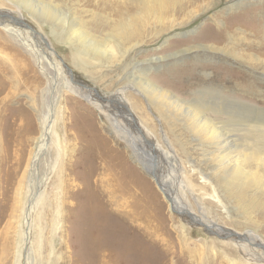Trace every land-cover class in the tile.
<instances>
[{"label": "bare ground", "instance_id": "1", "mask_svg": "<svg viewBox=\"0 0 264 264\" xmlns=\"http://www.w3.org/2000/svg\"><path fill=\"white\" fill-rule=\"evenodd\" d=\"M11 1L12 0H10V2ZM26 1L29 14L39 19L38 21L42 23V25L48 22L46 25L49 26L51 34L61 42L69 45L73 51L71 58L74 64L79 66L85 73L96 76L97 80H101L99 76L104 77L106 81L103 82V86L107 88H109L111 84L113 87L119 85L115 91L110 92L106 97L109 100H114L117 104L119 103L118 106L128 119V124L131 128L139 133L141 130L148 137L147 141L154 143V140H152L150 136L152 135L150 132L151 127H154L153 117L152 114L146 110V106H144L145 104L147 106L151 105L153 110L165 121V129L172 134L178 133L174 135L175 137L171 141L173 145L181 148L184 153H186L185 151L188 148L197 149L199 152L201 151V156L204 159H206L207 156V160L217 162L216 166H208L209 173L206 174L201 169H198L196 174L199 178V183L202 184L205 189H208L205 197L208 198L212 204L217 206L220 213L223 214L230 225L236 229H240L242 225L245 226L246 224L245 222L239 221L238 217L245 221L248 219L253 221L251 217L253 213L259 214V217L262 218L259 224L264 221V201L261 202L257 198L245 200L244 203H246L247 206L238 210V212H240L234 213L232 217V209L234 208L235 211L237 205L241 206L239 204V198L244 194L241 191L248 182L255 181V178H253L254 174L258 176L256 171H254V173L249 171V164L252 162H259L260 165L264 164V155L256 151V147L253 148L254 144L264 145V118L258 120L252 116L251 109L256 107L251 103L250 97L246 98L242 95V97L236 95L238 93L244 96L250 94L251 85L246 76L238 75V73H229L227 77L224 78L231 77V79H219L212 69L216 67L228 70L229 72L231 68L227 67L224 62L236 65L242 63L248 65L245 67L247 70L253 69L252 64L248 63L244 58L247 48H239V46L249 45L254 41L261 42V39L264 38V32L261 33V35H257L256 32L253 33L248 30V28L253 27L250 26L253 20L246 21V15H250L249 12L232 14L225 19L215 16L211 21V25L205 29L207 32L203 31L198 33L189 43H183L167 53H153L151 56L139 59L138 57L143 50L142 45H144V43L154 40L156 36L162 35L164 31L189 23L192 19L200 15L201 10L205 11L213 5L218 4V0H109L113 5L111 10L114 12H121L122 15L118 18L115 16V13H109L107 20L111 27L109 30L105 31L104 35H98L91 31L80 19L74 17L72 13L70 16L62 13L61 8L52 1ZM11 3L14 4V2ZM200 3H202V5L199 7L198 5ZM235 3H237L236 0H233L231 4H226L223 7L224 10H230ZM1 9L5 10L8 14L11 13L9 9L0 8V10ZM19 15L21 16V14ZM10 17L13 18L15 25L21 27L23 31L22 34L26 33V35H24L25 39H27L26 37H31L30 33L28 31L26 32L23 28V23L19 18H16L12 13ZM3 29L8 32L16 42L23 45V52L25 54H31V51L24 46L23 39L16 29H8V27H3ZM221 30H224L222 38H225L226 44L218 45L214 39L219 38V32L221 33ZM38 33L39 32L34 31V35L38 41L44 39ZM57 39H55V41H57ZM206 39H210L211 41H204ZM29 40L31 41V39ZM34 42L36 46H33V43L32 48L37 51V55L36 52L34 53L35 56L39 59L40 57L42 58V54L47 53L53 64L51 65L48 61L50 65L49 70L52 68L56 69L58 72V63H56L52 53L53 48L49 46L48 42L45 40L40 41L41 45L36 41ZM44 42H46V44H44ZM174 43L176 42L167 43L166 41L165 45L156 47V52L165 51L170 46H175ZM27 47L29 48L28 45ZM29 56L31 57V55ZM251 58L258 62L260 61L257 55H252ZM19 60L26 61L27 57L23 56L22 59ZM32 60L37 68L41 65L47 70L44 61L41 64L40 60ZM168 60H173V62L167 63L172 65V67L168 69L165 75H169L172 78L168 81L166 76L160 74L161 83L159 84L154 79L155 76L158 77L155 75L154 70L163 67ZM204 60L209 63H204ZM216 62H222L223 64ZM26 65H28V63ZM38 72L47 84V90H43V96L46 95L45 98H47L51 92V100L45 116L41 117L39 120L38 126L40 134L37 136V139L40 142H45L46 145L49 143V138L51 134L53 135V131H55L54 127L60 114H62L63 117V124H65L67 120L65 115L67 117L70 116L68 124L72 127L74 132H76L75 136H77V143L68 145L67 139L69 135L66 133L64 147L60 145L62 147V149L60 148V153L63 154V161L59 167H62V171L66 169L68 172L66 175L72 172L73 178H70L71 182L67 184H69L71 188L73 187V189H71V193L70 191L68 192L69 198L71 196V200L68 208H65V212L68 210V213L74 214V212H76V207H81V209H79V211L82 212L81 222L86 232H88L84 240L90 243V251H92L89 256L90 263L140 264L142 257L139 253H141L140 248H143L142 244H145L151 251L158 249L159 245L153 240L142 243L143 241L139 240L140 236H138L137 240L132 238L128 239L126 237L125 209L120 205L118 206V204H115V209V205H112L117 202L111 196L116 191L126 193L133 200L132 207L134 211L138 214L137 209H140L138 214L139 218L146 217V220L152 217L156 219V222L162 221L163 213L161 209L156 208L157 211H154L153 206H151L152 200L149 198L152 197L151 193L136 195L130 192V188L136 183L135 178L139 176L138 171L135 170L133 165L126 163L123 153L116 154L114 151L112 152L114 145H109L98 128L95 127V122L93 123L92 117L86 114L84 115L85 119H83L81 114H79L80 111H75V109L79 110L76 103H71L74 104L73 108L67 106L66 102L69 100L65 102L64 106H59L60 103L58 102L62 98V94H59L61 89L59 77L58 80L56 75L47 77L41 70H38ZM95 73H97L98 76L94 75ZM2 74L3 69L0 65V75ZM109 77H111V79ZM33 78L34 82H36L38 76L35 75ZM158 78L160 81V77ZM3 83H5L4 80H0V92L5 91L6 86L3 88ZM121 83L124 84L120 85ZM129 83L132 85H129ZM129 89L131 92L128 91ZM95 90L98 91L96 87ZM6 94H8V92L0 98V105L7 101L6 98L8 97ZM140 96H143V100H141ZM29 100L32 110L34 113H37L39 111V104H35V96L29 97ZM103 105L104 104L100 103V106H97L100 108L103 107ZM12 113L17 117L26 118L28 122L31 119L30 113L22 107H18L13 111L10 110L11 115H13ZM167 146H169L168 143ZM203 147H211L214 150L207 151V155ZM44 151L45 150L40 148L34 155L31 154L33 155L32 157L31 155L29 156L24 165L23 177L27 172L28 176H33L40 162L43 163L46 161L47 163L48 148L46 156L43 155L45 153ZM135 156L134 154L133 158H135ZM84 157L88 159H84ZM95 157H99L103 161L102 165L104 169L101 174L96 173L98 166H96L94 160H92L95 159ZM114 159H117L118 163H115ZM57 162L58 160L55 162V168L59 165L56 164ZM127 162L130 163L128 160ZM138 162L141 165V162ZM188 165L191 166V163H188ZM48 167L47 172H49V174L53 171L55 183L57 180L62 183L64 178L62 174H59V170L55 168L52 169V165ZM141 167L148 174L152 173L151 176L154 175V170L151 166L144 163ZM162 170L163 169H161V172ZM190 170H192L193 173L194 169ZM96 174L97 177L95 178ZM103 174L106 176H103ZM111 174L114 176L115 180L109 177ZM248 177H250L251 180H249ZM110 181H112L113 184L110 185ZM138 182L144 184V189H149L148 183L142 179V177H139ZM170 182H174V185L177 186L172 191L170 209L173 208L183 215L188 216L191 223L203 224L206 228L215 230L219 234H224L236 242L235 245L242 251L241 253L251 257L258 263L262 262L264 264V242L260 239L261 237L255 236V232L248 227L244 228V230L240 229L241 231L239 232V230L232 231L230 230L231 228L228 229L226 227L217 226L216 223L208 220L206 216H204V212L202 213L200 210V215L193 213L189 210L186 203L180 199L181 197L177 192L178 187L184 186L183 179L179 176H174L170 178ZM45 183L46 179L44 178L43 185L41 186V195H44L45 192L48 191V186L46 187ZM158 183L160 184V189L168 193V190H166L167 188L161 182ZM26 184L27 188L31 191V195H35V185L28 186L29 182ZM77 184H80L81 187L77 188L76 186V189H74V185ZM262 186L264 187V184L260 187ZM201 188L199 189L201 190ZM261 190H264V188ZM31 202L32 200L30 198L29 205L23 211V219L25 221L23 232L26 238L29 236V243L33 231V222L31 218L33 207ZM139 202H142L141 206ZM66 204L64 202V205H62L65 206ZM198 208L203 209L200 205H198ZM61 209L59 211H61ZM110 211H114L115 215L111 214ZM127 215L129 217L131 216L129 214ZM112 219L116 220L112 222ZM37 226L38 239L35 243L37 251H39L42 241V224H38V220ZM145 226L143 228L146 230L142 229L143 231L148 234L151 233L150 236H155V239L158 237L162 242L168 241L167 239H169L168 236H170V232L174 233L172 229L168 231L165 228L156 227V229H158L156 230L158 231L157 236L155 235V227H151V232H148L149 229L147 230ZM158 226H160V224ZM256 226L257 229L260 228L258 227L259 225ZM140 227L142 226L139 224L136 226L134 225L133 230ZM184 233L185 228L184 225L181 224L179 225V234L177 236L183 239L182 235L185 236ZM204 246L208 247L206 244H204ZM197 249L195 246L186 250L184 249V253L189 256L179 257V260L183 264H235V261L231 258L216 251H213V255L209 256L203 254L201 250L202 252L199 253L197 257ZM25 251L26 248L24 246V255ZM229 257H231V255ZM179 260L177 257L171 264H179ZM152 263H155L154 260Z\"/></svg>", "mask_w": 264, "mask_h": 264}, {"label": "rangeland", "instance_id": "2", "mask_svg": "<svg viewBox=\"0 0 264 264\" xmlns=\"http://www.w3.org/2000/svg\"><path fill=\"white\" fill-rule=\"evenodd\" d=\"M45 1H52L54 4L58 5L61 8L62 13L68 14L69 16L72 13L74 17L80 19L82 23L98 35H104L105 31L110 29L111 25L107 20L110 12L115 13V16L118 18L122 15L121 12H114L111 10L113 5L109 2V0ZM11 2H14V4ZM11 2L10 0H0V8L9 9L16 18H19L23 23V28L26 32L28 31L30 33L31 37L29 36L25 39L24 35H26V33L22 34L23 31L21 27L14 24L13 18L10 17L11 13L8 14L5 10H0V65L3 69V74L0 75V80H4L5 82L3 83V88L6 86L5 91L0 92V98L8 92V94H6L8 97L6 98L7 101L0 105V264H91L89 256L92 251H90V243L84 240V237H86L88 232H86L85 227H83V223L81 222L82 212L79 211L81 207H76V212H74V214L68 213V210L65 212V208H68L71 200V196L69 198L68 192L70 191L71 193V189H73V187L71 188V186L67 184L68 182H71L70 178H73L72 172L66 175L68 173L66 169L63 170L64 174L61 170L62 167H59L63 161V154H61L60 151L65 144V135L66 133L69 135H67V144L72 145L73 143L78 142L77 136H75L76 132H74L72 127L68 124L70 116L67 117L65 115L67 123L65 121V124H63V117L62 114H60L54 127L55 131H53V135L51 134L49 138V143L46 145L45 142H40L37 139V136L40 134L38 126L39 120L41 117L45 116L51 100V92L47 98H45L46 95L43 96V90H47V84L44 82L38 70H41L45 75H47V77L55 75L57 76V79L59 77L61 85L59 94H62V98L58 102L60 103L59 106H64L67 100H69L66 102L69 108H73L74 104H71L72 102L76 103L79 110L75 109V111H80L79 114H81L83 119H85L84 115L89 114L92 117L93 123L95 122V127L98 128L109 145H114L112 152L114 151L116 154L123 153L125 155L126 163L135 167L139 176L135 178L136 183L130 188V192H133L136 195L151 193L152 197L149 198L152 200L151 206H153L154 211H157L156 208L161 209L163 213H161L163 216L162 221L156 222V219H153L152 217L149 218V220H146V217L139 218L138 214L140 209H137L138 214L134 211L132 207L133 200L126 193L116 191L111 196L117 202L113 203L112 206L118 204V206L120 205L125 209V211H123L126 216V237L128 239L132 238L137 240L138 236H140L139 240L143 241L142 243H147L148 241L153 240L159 245L158 249L151 251L145 246V244L143 245L141 243L143 248H140L141 253H139L142 257L140 264H153V260L155 262L154 264H171L177 257L178 260L179 257H188L189 255L184 253V249L186 250L192 246H195L196 249L198 248V253L197 255L195 254L197 257L202 251L203 254L209 256H212L213 251H216L223 253L222 255H225L228 258H231L235 261V264H263L262 262L258 263L251 257L245 256L241 253L242 251L235 245L236 242L224 234H219L210 228H204L201 224L191 223L188 216L183 215L173 208L170 209L172 191L175 187H177L174 185V182H170V178L179 176L183 179L184 186L178 187L177 192L181 197L180 199L186 203L190 211L197 215L201 214L200 211L202 213L204 212V216H206L208 220L216 223L217 226L226 227L228 229L231 228L230 230L232 231L239 230L240 232L241 230H244V228L248 227L250 230L255 232V236L261 237L260 239L264 242V221L259 224L262 220V218L259 217V214L253 213L251 215L253 221L249 219L245 221L244 219L238 217V220L245 222L246 225H242L240 228L241 230L236 229L224 218L217 206L212 204L208 198L205 197L208 189H205V187L199 183L196 171L201 169L207 174L209 173L208 166H216L217 162L207 160V156L206 159H204L201 156V151L199 152L197 149L188 148L185 151L186 153H184L181 148L173 145L171 141L175 137L174 135H177L178 133L172 134L166 130L164 127L165 121L161 119V117L153 110L151 105L150 107L145 104L144 106H146V110L152 114L154 122V127H151L150 130L152 134L150 136L152 140H154V143L147 141L148 137L141 130L139 133L129 126L128 119L122 109L118 106L119 103L117 104L114 100H109L106 97L110 92L115 91L119 85H115L113 87L111 84L110 87L107 88L103 86V82L106 81L104 77L99 76L101 80H97L96 76L85 73L79 66L72 62L71 56L73 51L69 45L61 42L51 34L49 26L46 25L48 22L45 25H42V23L38 21L39 19L32 17L29 14L26 0H12ZM232 2L233 0H218V4L213 5L205 11L201 10L200 15L197 18L192 19L189 23L164 31L162 35L156 36L154 40L147 41L144 45H142L143 50L138 58L143 59L153 55V53H167L183 43H189V41L193 40L192 38L198 33L203 31L207 32L205 29L211 25V21L215 16L225 19L232 14L249 12L250 15H246V21L248 22L253 20L250 25L253 27L248 28V30L253 33L256 32L257 35H261V33L264 32V0H236L237 3H235L230 10L225 11L223 7L226 4H231ZM201 5L202 3L198 6L200 7ZM19 14H21V16ZM25 24H28L30 28H27ZM3 27H8V29L13 28L18 31L19 35L23 39L24 46L31 51V54L29 53L31 57L23 52V45L16 42L15 39L3 29ZM34 31L39 32L38 34L44 38L42 40L48 42L49 46L53 48L52 53L56 63H58V72L56 69L52 68L49 70V62L51 65L53 64L47 53L43 52L44 54H42V58L40 57L39 59L35 56L34 53L36 52L37 55V51L32 48V44L34 43L33 46H36L34 42L36 41L41 45L40 41L42 40L38 41L34 35ZM223 33L224 30H221V33L219 32V38L214 39L218 45L226 44L225 38H222ZM29 39H31V41ZM55 39H57L58 42L55 41ZM166 41L167 43L176 42L174 43L175 46H170L165 51L156 52V47L159 45H165ZM204 41L211 40L206 39ZM46 42H44V44H46ZM239 48H247V50H245L247 52L245 53L244 58L248 63L252 64V70H247L245 67L248 65L242 63L236 65L227 62L224 63L227 67L231 68L229 72L228 70L216 67H213L212 69L214 74L219 79H231V77L224 78L227 77L229 73H238V75H244L248 78L251 85L250 94L248 96H244L240 93L236 95H242L246 98L250 97L251 103H253V105L257 108L251 109V114L256 119L260 120L261 118H264V38L261 39V42L254 41L249 45H240ZM32 55H34L35 58ZM252 55H257L260 61L258 62L253 60L251 58ZM23 56L27 57L26 61L19 60L22 59ZM32 59L40 60L41 64L44 61L47 66V70L41 65L37 68ZM171 62H173V60H168L163 67L156 68L154 70L155 75L160 77V81L158 77H154L155 81L159 84L161 83L160 74L166 76L168 81L171 80V76L165 75L167 74L168 69L172 67V65L167 63ZM203 62L209 63L205 60ZM27 63L28 65H26ZM216 63L223 64L222 62ZM23 65H25L26 68ZM35 75L39 78H37L36 82H34L33 78ZM94 75H97V73ZM109 78L111 79V77ZM123 84L124 83H121L120 85ZM129 85L132 84L129 83ZM95 87L99 92L95 90ZM128 91L131 92L130 89ZM31 96H35V104H39V111L37 113H34L30 106L31 102L29 97ZM140 97L141 100H143V96ZM100 103L104 105L103 107L98 108ZM18 107H22L30 113L31 119L29 122L26 118L23 119L22 117H17L14 113H12L13 115L10 114V110L13 111ZM167 143L169 146H167ZM37 146L38 149L42 148V150H45V153L43 154L44 156H46L48 148V161L47 163L46 161L43 163L40 162L38 165L39 167L36 171H34L33 176H28L27 172L23 177L25 162L31 154L34 155L38 151ZM254 147H256V151H259L262 155H264V145L254 144L253 148ZM203 148H205V153L207 151L214 150L211 147ZM134 154L136 155L135 158H133ZM33 155H31V157ZM84 159L88 158L84 157ZM57 160L58 162L56 164L59 165L55 168V162ZM92 160H94L95 165L98 166V171L96 170V173L101 174L104 169V166L102 165L103 161L99 157H95V159ZM127 160L130 163H128ZM138 161L141 162V165ZM114 162L118 163L117 159H114ZM144 163L153 168V176H151L152 173L148 174L144 169H142L141 166L144 165ZM188 163H191V166H189ZM51 165L52 169H58V172H60L59 174H62V177L65 179H63L62 183L58 180L55 183L53 171L50 173L52 176L49 172H47V167ZM185 167L188 169V172ZM160 168L163 169L164 172L163 170L161 172ZM190 169H194L195 172L193 171L192 173V170ZM249 171L253 173L256 171L258 176L254 174L253 178H255V181L248 182V184L241 191L244 193L239 198V204L241 206L237 205L235 211L234 208L232 209V217L234 216V213L238 212V210L247 206V204L244 203L245 200L257 198L261 202L264 201V190H261L264 187H260L264 184V164L260 165L259 162H252L249 164ZM97 174L96 176L94 175L95 178L97 177ZM103 176L106 175L103 174ZM109 177L115 180L112 174ZM139 177H142V179L148 183V190L143 188L144 184L138 182ZM44 178L46 179L45 186H48V191H46L47 193L45 192L44 195H41V186L43 185ZM248 178L251 180L250 177ZM157 181L161 182L167 188L166 190H168V193H165V191L161 190L160 187L156 185ZM27 182H29L28 186L35 185V195H31L30 189L27 188ZM109 184L111 185L113 182L110 181ZM76 186L77 188L81 187L80 184H77L74 185V189H76ZM199 188H201V190ZM30 198L32 200L31 205L33 207L31 218L34 227L32 226L33 231L31 233L29 243V236L26 238L25 233L23 232V225H25L23 211L29 205ZM64 202L65 204L67 203V206H63ZM139 205L141 206L142 202H139ZM198 205L203 207V209H199ZM114 207L116 209V205ZM60 209L61 211H59ZM110 213L115 215L114 211H110ZM127 214L131 216L129 217ZM37 220L38 224H42V241L39 251H37L35 243L38 239ZM115 220L116 219H112V222ZM138 224L142 227L133 230L134 225L136 226ZM159 224L160 226H158ZM181 224L184 225L185 228V236L182 235L183 239H180V236H177L179 234V225ZM256 225H259V230L256 228ZM144 226L147 227V230L149 229L148 232H151L150 230L153 227H155V231L158 230L156 227H162L168 231H171L172 229L174 233L170 232V236H168L169 239H167L168 241L162 242V240L158 237L156 240L155 236H150L151 233L148 234L143 231L146 230L143 228ZM157 233L158 231H156L155 235L158 236ZM204 244L208 245V247H205ZM24 246L26 248L25 255L23 254ZM230 255L231 257H229ZM147 256L151 257L148 258ZM147 258L151 260H148ZM179 264L183 263L179 260Z\"/></svg>", "mask_w": 264, "mask_h": 264}, {"label": "water", "instance_id": "3", "mask_svg": "<svg viewBox=\"0 0 264 264\" xmlns=\"http://www.w3.org/2000/svg\"><path fill=\"white\" fill-rule=\"evenodd\" d=\"M25 26H26L27 28H30V26H28V24H25ZM156 184H157V186H158V187H160V184L158 183V181H157V183H156ZM201 226H203L204 228H206V226H205V225H203V224H201Z\"/></svg>", "mask_w": 264, "mask_h": 264}]
</instances>
